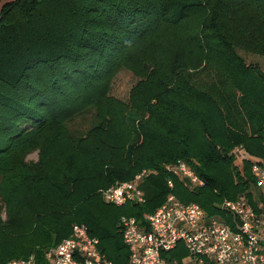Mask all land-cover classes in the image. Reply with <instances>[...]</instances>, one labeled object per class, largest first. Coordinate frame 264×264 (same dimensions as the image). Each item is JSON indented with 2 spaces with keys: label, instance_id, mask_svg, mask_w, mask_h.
Returning a JSON list of instances; mask_svg holds the SVG:
<instances>
[{
  "label": "trees",
  "instance_id": "16d2710c",
  "mask_svg": "<svg viewBox=\"0 0 264 264\" xmlns=\"http://www.w3.org/2000/svg\"><path fill=\"white\" fill-rule=\"evenodd\" d=\"M238 50L264 55V0H5L0 209L18 205L19 221L10 225L13 242L4 245L14 256L0 249V264L31 254L36 264H47L45 252L68 237L73 224H84L114 264L125 263L121 216L141 221L170 191L231 223L218 205L242 195L251 201L254 187L249 163L242 172L233 147L264 158V72ZM139 67L134 104L107 110L60 166L46 170L43 159L26 162L23 154L9 167L1 162L28 146L21 144L62 114L72 97L95 92L97 80L122 68ZM105 94L79 110L99 109ZM109 126L130 132L124 160L104 147L100 134ZM177 160L204 184L190 189L173 178L170 190L161 166ZM98 169L100 177L93 176ZM143 169L156 170L141 185L143 204L116 206L98 192ZM4 229L0 218V243Z\"/></svg>",
  "mask_w": 264,
  "mask_h": 264
},
{
  "label": "built area",
  "instance_id": "2783aa9c",
  "mask_svg": "<svg viewBox=\"0 0 264 264\" xmlns=\"http://www.w3.org/2000/svg\"><path fill=\"white\" fill-rule=\"evenodd\" d=\"M231 154L249 163L254 178L251 201L242 195L218 205L220 212L230 216L231 223L207 215L198 203L183 202L170 191L141 221L121 216L122 240L129 250L127 262L122 264H264V160L251 155L243 145L234 146ZM161 168L168 175L166 185L170 190L173 178L190 189L204 184L183 160ZM155 172L143 169L132 180L116 181L100 193L105 202L116 206L143 204L145 195L139 184ZM45 259L47 264H114L84 224H73L70 235L48 249ZM6 264H36V259L31 254L11 258Z\"/></svg>",
  "mask_w": 264,
  "mask_h": 264
},
{
  "label": "rangeland",
  "instance_id": "374dc122",
  "mask_svg": "<svg viewBox=\"0 0 264 264\" xmlns=\"http://www.w3.org/2000/svg\"><path fill=\"white\" fill-rule=\"evenodd\" d=\"M2 3L3 0H0V5ZM238 52L247 64L252 65L254 69L257 68L258 70L264 72V55L247 53L241 50H238ZM140 70L141 67L133 70L122 68L109 80L105 78L97 80L94 84L96 85L95 92L93 91V93H90L86 97H72L71 101L64 103L65 107L63 108L62 114L53 115V118L50 119L46 128L41 129L36 134L34 133L27 137L23 144H21L28 146L17 148L14 150L16 152H13L3 158L1 162H4V166L7 165V167H9L10 164L14 162L15 158H18L21 154H23L26 162H37L40 159H43L46 170L60 166L63 162L62 160L67 157L69 153H71L73 148H76L80 143L81 145L84 144L89 128L91 129L96 126V124L98 125L101 122L102 115L105 114L107 110L113 109V105L120 104L125 108H129L131 104H134V101L138 98V96L135 95V91L133 92V89L137 83L143 79L139 76L141 72ZM212 80L214 79L212 78ZM101 93H106V98H104L103 104L99 109L89 107L79 110L84 106V104L97 100ZM74 99L75 101L72 102ZM102 99L103 98H101V100ZM100 136L101 139L107 141V144L104 146L106 147L107 152L111 153L114 157H117L120 160L125 159L124 149L131 139L130 132L127 128L125 129L120 127L112 129V126H109L105 129V131H103V133L100 134ZM75 141H78L79 143H74ZM259 158L257 159L259 160ZM260 159L264 160V158ZM235 160L236 164L239 165L240 170L243 172V160L240 158H235ZM100 170L101 169H98L94 172L93 176L99 174L100 177ZM144 180H142L139 184L140 189ZM100 191L101 189L98 190L99 193ZM252 193L253 189L249 192L250 197H252ZM19 194L20 193H17L13 198H19ZM58 199H60V197H58ZM13 205L14 207L10 205L8 209H6V207L4 209H0L1 223H3V227L5 228L4 230L6 231V234L4 235L6 239L3 243H0V249L5 251L7 249L4 245L6 246L12 243L13 236H15L12 232H10V229H12L10 225L18 224L19 221H17L18 205ZM58 208L60 211H63L61 210L63 209L62 206H58ZM5 254L7 255H5L6 257L14 256L10 251H6Z\"/></svg>",
  "mask_w": 264,
  "mask_h": 264
},
{
  "label": "crops",
  "instance_id": "0c3cea01",
  "mask_svg": "<svg viewBox=\"0 0 264 264\" xmlns=\"http://www.w3.org/2000/svg\"><path fill=\"white\" fill-rule=\"evenodd\" d=\"M5 0H3V2H4Z\"/></svg>",
  "mask_w": 264,
  "mask_h": 264
}]
</instances>
